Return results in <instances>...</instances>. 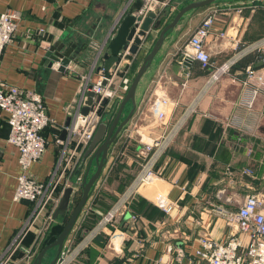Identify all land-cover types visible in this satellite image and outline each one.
Wrapping results in <instances>:
<instances>
[{"label": "crops", "instance_id": "crops-1", "mask_svg": "<svg viewBox=\"0 0 264 264\" xmlns=\"http://www.w3.org/2000/svg\"><path fill=\"white\" fill-rule=\"evenodd\" d=\"M143 1L0 0V14L7 8H15L21 15L18 31L3 52L0 81L25 91L39 92L52 118L43 131L47 139L44 155L30 168V174L38 180H57L63 173L65 167L63 164L59 167V164L66 161L69 155L66 147L70 148L74 141H70V132L66 133V139L58 138L62 137L70 109L77 104L81 84L85 77L90 81L102 77L99 64L104 60L109 40L123 17L138 11ZM191 1L172 0L162 27ZM243 2L253 0H224L221 4L222 10L207 41L213 60L209 69L194 61L191 65L186 64L183 71L180 55L187 48L191 32L201 23L211 4L186 12L170 32L141 78L136 92L135 112L111 145L102 174L66 242L78 235L81 238L86 230L96 225L140 169L145 159L146 143L164 132L152 106L156 97L161 93L170 96L171 102L166 111L168 120L173 123L204 87L212 69L234 53V40L255 41L264 36L263 8L251 11L248 5L242 13L234 14H228L223 8L229 3ZM68 27L73 31L68 41L76 42L77 46L71 55V63L65 71H61L58 62L51 64L46 51ZM222 30H228L227 37L220 35ZM160 31L161 28H151L138 52L129 58V63L122 65L131 81ZM259 58L256 52L245 55L229 72L210 85L201 98L197 112L158 161L156 179L140 187L138 200L135 195L114 223L106 225L72 264H176L179 250L184 251V262L188 263L197 260L196 250L203 247L204 237L223 240L230 235L225 219L216 213L215 208L208 207L213 201L224 203L216 195L222 187L227 188V196L237 198L240 195L238 198H241L261 189L264 183V161L259 159L258 169L254 168L248 163L246 148L235 146V142L254 141L255 136L262 137L264 88L250 105L247 101L252 97V86L243 82L249 64L264 68ZM186 71H190L191 76L186 77ZM122 99L116 109H113L112 101L104 110L103 117L108 114L106 112L110 113L107 118L109 124ZM131 108L132 103H127L123 118ZM9 133L8 114L0 108V264H32L54 227L68 219L82 194V187L77 180L70 210L57 218L53 217V203L37 211L35 202L14 199L21 167L19 152L8 141ZM80 148L84 152L87 146ZM250 168L253 173L248 171ZM86 169L87 161L82 165V156L78 159L76 156L68 173L77 179L76 174L84 177ZM95 169L94 163L89 175ZM62 190L61 187L58 189V195ZM162 194L175 203L173 210L167 212L157 204V198ZM17 237L20 241L14 247ZM55 254L56 248L49 249L42 264H50Z\"/></svg>", "mask_w": 264, "mask_h": 264}, {"label": "built area", "instance_id": "built-area-1", "mask_svg": "<svg viewBox=\"0 0 264 264\" xmlns=\"http://www.w3.org/2000/svg\"><path fill=\"white\" fill-rule=\"evenodd\" d=\"M254 2V1H253ZM243 2L241 4L229 3L223 6L228 14L242 13L246 6L250 5L251 11L264 8V0L259 3ZM172 0H144L143 5L137 13L146 15L151 10L162 11L165 7L170 6ZM222 7L211 8L201 23L191 32L187 48L181 53L183 56L182 70H185V60L191 58L197 61L205 69L213 66V60L207 49V41L213 29L218 13ZM20 11L15 8H7L0 14V64L5 47L12 41L18 31ZM222 37L228 36V30L220 31ZM235 49L224 62L212 69L204 87L198 91L192 101L184 108L178 118L172 123L167 118L166 107L171 102V98L166 93L159 94L153 101L155 113L161 120V126L164 132L157 138H153L145 145V159L134 176L132 181L126 186L116 205L105 213L94 227L88 230L80 239L68 240L55 264H72L87 247H89L96 237L102 232L103 228L119 215L122 208L136 195L138 189L144 185L151 184L158 175L157 163L166 154L175 137L190 119L197 112L202 96L208 90L210 85L217 80L222 74L229 72L245 55L256 52L260 56V61L264 63V36L255 41H242L236 39L232 42ZM131 54L128 49L120 52V61L117 63L116 70L111 76L102 77L96 82L86 79L81 94L83 98L78 103V110L74 116V122L70 127V136L79 145H87L93 138L94 133L102 119L104 110L109 106H104L97 96L102 98H114L119 96L121 90L126 92L131 80L129 77L120 78L124 73L123 64L129 63ZM180 55V57H181ZM245 84L252 86L250 98L247 103L253 104L256 96L264 88V68L259 69L254 64H249L246 69ZM186 77L191 76L190 71L185 72ZM107 79L104 84L103 80ZM121 79V81H120ZM115 82L119 84L118 91ZM93 84V90L96 93L94 102L88 114L80 112L83 105L85 93L89 89V84ZM247 86V87H249ZM118 91L116 95V92ZM43 96L34 90H23L16 85L0 81V108L7 112L10 123L9 143L14 145L19 152V163L21 171L17 177V186L14 193V199H27L36 203L37 211L45 208L51 199L54 190V179L48 183L39 182L30 174V168L45 152L47 139L43 134L44 129L50 124L51 118L46 111V105ZM58 140H62L58 138ZM70 154V153H69ZM72 154V152H71ZM69 155L67 164L72 157ZM65 169V168H64ZM251 171V169H248ZM82 179V178H81ZM80 179V180H81ZM227 188L218 189L216 195L224 203H219L215 210L220 216H223L227 225L230 227V235L226 239H214L206 236L202 239V246L196 250L197 260L184 262L186 254L179 250L176 256V264H264V188L247 193L241 200L236 210H229L225 204L235 203L236 197L227 196ZM55 204L60 197H54ZM157 204L165 211H171V200L166 194L157 198ZM76 237V236H75ZM19 237L14 240V247L17 246ZM75 242L74 246L70 243Z\"/></svg>", "mask_w": 264, "mask_h": 264}, {"label": "water", "instance_id": "water-1", "mask_svg": "<svg viewBox=\"0 0 264 264\" xmlns=\"http://www.w3.org/2000/svg\"><path fill=\"white\" fill-rule=\"evenodd\" d=\"M216 1L218 0H193L180 8L174 15L172 20L164 27H162L163 19L166 15H168L171 5L165 7L162 11L151 10L146 15L138 14L137 11H134L133 13L126 14V16H124L120 21L116 33L109 40L108 50L103 55L104 60L99 64V69L106 77L111 76L112 73L116 70L117 63L121 59L120 52L122 50L129 48L130 53L135 54L138 52L139 47L145 42V37L150 32L151 28H161V31L159 37L145 57L135 77L131 81V85L127 90L125 96L121 100L120 106L118 107V110H116L117 112L115 113V117L113 118L112 122L110 124L107 122V118L110 113H108L105 117H102V120L100 121L92 140L89 142L82 155V165H84L83 163L87 161L86 173L84 177H82L81 181H78L79 185L82 187V194L76 205L72 208L63 230L54 241L46 244L39 251L32 264H42L46 252L51 248H56V254L50 262V264H55L57 257L64 247L66 239L68 238L71 230L73 229L79 218L80 213L87 203L94 184L98 181L102 174L103 168L106 165L107 159L109 157L111 145L114 143L125 125L130 121L135 112L137 106L136 92L138 85L141 81V78L152 64L155 56L163 46L165 39L176 27V25L186 12L210 5ZM72 34V28L68 27L62 37L58 41H55L52 45H50L46 51V56L50 58L51 64H53L54 62H58L60 64L59 69L61 71H65L67 66L71 63V55L77 46L76 42L68 41V39L71 38ZM182 58L183 56L181 55L180 59L182 60ZM193 62L194 60L191 58L185 60V64L188 65H191ZM103 83L106 84L107 79H104ZM95 96L96 93L93 90V84L90 83L89 89L85 93L83 105H81L80 107V112L82 114L86 115L89 113ZM97 97V100H101L104 106L108 105L107 97L102 98L100 95ZM78 98L79 101H81V99L83 98V94H79ZM129 102L132 103V108L129 113L123 118L125 106ZM77 110V106L70 109V116L66 121L64 130L62 131V139L67 138L66 133L70 132V127L74 122V114L77 112ZM99 111L103 112L104 109L100 108ZM94 163L96 164V169L91 175H89ZM74 191L75 190L73 186H66L64 188V191L54 213L55 218H57L61 213H65L70 210Z\"/></svg>", "mask_w": 264, "mask_h": 264}, {"label": "rangeland", "instance_id": "rangeland-1", "mask_svg": "<svg viewBox=\"0 0 264 264\" xmlns=\"http://www.w3.org/2000/svg\"><path fill=\"white\" fill-rule=\"evenodd\" d=\"M223 1L224 0H220V1H218V2H215L214 4H211L209 7H211V8H216V7H220L221 6V4H223ZM254 2L253 3H256V4H258L259 3V0H253ZM144 2V1H143ZM225 6V5H224ZM211 8H207V12L211 9ZM209 9V10H208ZM264 9V8H263ZM206 10V9H205ZM124 73H125V75H124ZM124 73H121L120 74V77H122V78H125V77H127V73L126 72H124ZM85 81H86V77L84 78V80H83V82H82V87H83V84L85 83ZM97 81V80H96ZM96 81H91V82H96ZM119 86V84L118 83H116L115 82V87H116V89H117V87ZM121 89H122V86L120 87ZM120 88L118 87V91L120 90ZM118 91L116 92V95H119V94H121V95H119V96H116V97H114V98H108V103H111L112 101H114V108L113 109H116L117 108V106H118V104H119V101H120V99H122L121 97L127 92H123L122 90H121V92H119V94H117L118 93ZM79 94H81V91H79V93H78V95ZM125 96V95H124ZM43 98V97H42ZM43 101H44V98H43ZM44 103H45V101H44ZM78 103H79V98H78V96H77V104L75 105V106H77L78 107ZM45 105H46V103H45ZM74 106V107H75ZM46 111H47V113H48V110H47V107H46ZM106 113H109V111L108 112H106ZM49 115V114H48ZM74 116H75V114H74ZM49 117H50V115H49ZM103 117V116H102ZM51 118V117H50ZM102 120V119H101ZM51 121H52V118H51ZM51 123V122H50ZM262 130V129H261ZM60 138V137H59ZM73 135H72V137L70 136V141H74L73 139ZM262 138V140L263 141H258L259 139H261ZM60 139H62V138H60ZM62 140H64V139H62ZM253 140L254 141H248V140H246V141H242V142H235V146H237V147H239V148H242V147H245L246 148V156H247V160L249 161L248 163L249 164H251V165H253L254 166V168H256V169H258V166H259V162H258V160L259 159H262L263 161H264V129L262 130V137H258V136H255L254 138H253ZM89 144V143H88ZM88 144L86 145V146H88ZM46 146H47V143H46ZM83 145L81 144V145H79L78 147H76V142L74 141L73 143H72V145L70 146V148H68V146L66 147L67 149H68V152L71 154V152H72V154H71V156H73L72 157V159H71V161L67 164V161H68V158H69V155L66 157V161L64 162V163H60L59 164V167L63 164V166L65 167V169H63V173H61V174H59V176L57 177V180H54V182H55V184H54V190H53V195H52V197H51V199L48 201V204L50 205V204H52L53 203V205L55 204V199H54V197L56 198V197H60L61 198V196H62V193H63V191H64V188L66 187V186H73L74 188L76 187V184H77V180H79V181H81L80 179L82 178V176H81V174L80 175H78V174H76L77 175V179H73V177H71V173H68L69 172V170H70V168H73V159L77 156V159H78V157H80V156H82L83 155V151L81 150L82 148H80V147H82ZM45 150H46V148H45ZM82 151V152H81ZM81 154V155H80ZM44 155V154H43ZM42 155V156H43ZM41 156V157H42ZM40 157V158H41ZM253 157V158H252ZM39 158V159H40ZM38 159V160H39ZM251 159V160H250ZM37 160V161H38ZM78 164V163H77ZM84 164V163H83ZM250 165V166H251ZM141 167V166H140ZM74 169H75V167H74ZM251 169V168H250ZM252 170V169H251ZM253 171L254 170H252V173H253ZM66 173V174H65ZM137 173H138V171H137ZM136 173V174H137ZM75 174V173H74ZM158 176V175H157ZM156 176V177H157ZM32 177H34V176H32ZM35 178V177H34ZM65 178V179H64ZM35 179H37V178H35ZM156 179V178H155ZM38 180V179H37ZM39 182H44V183H48L47 181H41V180H38ZM62 188L63 190H62V193H61V195H58V189L59 188ZM262 188H264V183L262 184ZM138 190H140V188L138 189ZM124 191H122V193H123ZM240 194H242L241 193V191H238ZM122 193L118 196V198H117V200L115 201V203L112 205V207L110 208V209H112L115 205H116V203L118 202V200H119V198H120V196L122 195ZM139 197V194H138V192H136V198H138ZM238 197H240V195H238ZM237 197V198H238ZM170 199V198H169ZM243 199V197H241V198H238L237 200L238 201H236L235 203H231L230 205H228V206H226L229 210L231 209V210H236L238 207H239V204H240V202H241V200ZM171 200V204H172V207L174 208L176 205H175V203H173L172 202V199H170ZM87 202H88V200H87ZM59 203V202H58ZM58 203L57 204H55V206H54V210H56V208H57V205H58ZM214 203V204H213ZM213 203H211L210 205H209V207L208 208H216V206L217 205H220L219 203H216L215 201H213ZM86 206V205H85ZM85 206H84V208H85ZM221 206V205H220ZM45 207H47V205L45 206ZM127 207V205L125 204V206L122 208V210L120 211V213H119V215L123 212V210L125 209ZM84 208H83V210H84ZM173 208H171L172 210H173ZM109 209V210H110ZM82 210V211H83ZM92 210V209H91ZM108 210V211H109ZM107 211V212H108ZM106 212V213H107ZM82 213V212H81ZM81 213H80V215H81ZM105 214V213H104ZM80 215H79V217H80ZM219 215V214H218ZM48 216L50 217V213L48 214ZM52 216V215H51ZM54 217V216H53ZM118 217V216H117ZM116 217V218H117ZM221 217H223V216H221ZM116 218L114 219V221L116 220ZM79 219V218H78ZM49 219H47V221H48ZM78 221V220H77ZM44 222H46V220H44ZM112 223H114V222H112ZM62 224H64V221L62 222ZM76 239H77V237H76ZM41 240H39L38 242H40ZM66 242V241H65ZM66 244V243H65ZM65 244H64V246H65ZM71 244V246H74L75 245V242H72V243H70ZM81 254H83V252H81L80 253V255ZM79 255V256H80Z\"/></svg>", "mask_w": 264, "mask_h": 264}, {"label": "trees", "instance_id": "trees-1", "mask_svg": "<svg viewBox=\"0 0 264 264\" xmlns=\"http://www.w3.org/2000/svg\"><path fill=\"white\" fill-rule=\"evenodd\" d=\"M218 1H220V0H218ZM216 2H217V1H216ZM138 198H139V197H138ZM138 198H136V200H138ZM136 213H137V215L139 214L138 212H136ZM66 222H67V218H65V220H64V224H62V225H57V226L54 227L53 232H51L52 235H51V236H50V237H49V238L43 243L42 247L56 239V237H57V236L60 234V232L63 230V228H64ZM80 236H81V235H80ZM80 236L78 235L77 239H80ZM98 236H99V235H98Z\"/></svg>", "mask_w": 264, "mask_h": 264}]
</instances>
